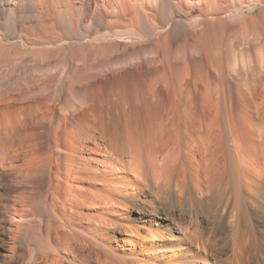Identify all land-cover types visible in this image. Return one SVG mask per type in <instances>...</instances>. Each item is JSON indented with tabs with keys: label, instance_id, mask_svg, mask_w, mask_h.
<instances>
[{
	"label": "bare ground",
	"instance_id": "6f19581e",
	"mask_svg": "<svg viewBox=\"0 0 264 264\" xmlns=\"http://www.w3.org/2000/svg\"><path fill=\"white\" fill-rule=\"evenodd\" d=\"M19 27L124 55L0 96V264H264V0H0Z\"/></svg>",
	"mask_w": 264,
	"mask_h": 264
},
{
	"label": "rangeland",
	"instance_id": "374dc122",
	"mask_svg": "<svg viewBox=\"0 0 264 264\" xmlns=\"http://www.w3.org/2000/svg\"><path fill=\"white\" fill-rule=\"evenodd\" d=\"M254 9H256V8H254ZM22 31H23V29L20 28V27L17 28V30H16L17 37L18 36H19L18 38L23 37V40H22L23 43H22V41H19V44H20L19 47H18L19 51L15 50V49H13L11 47H9L8 49L0 50V65H1L0 66V92H1L0 96L1 95L2 96L8 95L7 93L10 94V92L13 93V94H15V93L17 94V92L19 94H34V93L36 94L37 92H39L38 94H40V93L44 94V93H48V91L55 92L56 90H57V92L59 94H63L62 91H65L64 87H66V86H70L71 85V87H73V84H74L75 88L78 87L77 85L81 86V83L79 81H75L74 80V81H71V82L67 83V85H66V82H65L68 79V77H69V74L71 72L70 67L73 66L74 61H76L77 63L79 62L80 63L79 66L80 67H84L82 69L83 70L85 69V71L87 73L95 74V73L101 72L105 68V64H107V62L114 61L118 57L124 55L121 49H119L117 51L116 50H113V51L107 50L108 51L107 52V51H103V50L101 51L97 47H95V52H92V53L89 54L87 51H85V50L83 51L84 48H82V47H84L83 46L84 43H88L89 45H91L92 41H91V39H85L84 41L83 40H79L81 43L79 41H77V40H76V42L75 41H71L72 44H74L76 46V48L78 47L79 49L82 50V51L81 50L79 51V49L77 48L79 53L76 52V54L74 55V58H75L74 59V58H72V56L70 54V52L72 51V48H71L70 44L64 43L61 46L53 44V43H57L55 41L56 39H61V38H59L58 34L56 35L57 37L55 38V35L53 33L50 34L51 33L50 31H47L46 33H43V34H39V33L34 32L32 30H29V31L28 30L27 31L24 30L23 32ZM0 35L2 37V38L0 37V43L7 44L8 46H10L11 44H13L14 41H16V40H11L10 38L7 39L8 37H6L5 35L2 36L3 34H2L1 31H0ZM94 35H95V33H91L89 37L92 38ZM25 38H28V39H25ZM46 38L51 39V41L49 39H46ZM42 42H45V43L48 42L50 44H48L49 46L48 45H42V44L40 46H38V45L33 46L32 45V44L42 43ZM116 42L118 44L119 43L122 44L123 41L119 42V40H116ZM26 43H30L31 45L28 44V46L24 47V45H27ZM149 43L150 42L147 41V42H145L143 44V46H145L147 48L151 47V46H149V45H151V43L150 44ZM93 44L95 45L97 43L93 42ZM173 44L175 46V43H173ZM7 45H5V46H7ZM79 46H81V47H79ZM95 46H97V45H95ZM23 48H26V50L23 49ZM58 48H60L61 50L58 49ZM137 48H135V49H137ZM69 49H70V51H69ZM241 49H243V48L242 47L241 48L238 47V48L235 49V52H237V53L239 51L241 52ZM99 50H100V52H99ZM242 51L245 53L246 49H243ZM150 53L147 54V55L151 56L152 54H150ZM157 55L161 56V49L158 50ZM101 61H103V62H101ZM56 63H58V64H56ZM82 63H84V64H82ZM55 64H56L57 68L60 67L59 69L61 71V74H63V75L59 79L58 78L57 79L51 78V80H48L47 77H48V75L50 73H47V72H51L52 71V68H49V67H52ZM101 66H103V67L101 68ZM5 67H6V69H5ZM48 68H49V70H48ZM63 68H64L65 71L61 70ZM45 70H46V72H45ZM67 70H68V72H67ZM41 74H42V76H41ZM65 76H66V78H65ZM109 77L110 76H108L107 78L109 79ZM52 80H54V81H52ZM39 81H40V83H38ZM119 81H117V82H119ZM57 82H59V83H57ZM99 82H101V80L96 78V80H92L91 79V80H88L86 83L88 84V86H90L91 84H92V86H94L95 83L97 84ZM41 83H43V84H41ZM52 84L54 86H52ZM54 88L56 90H53ZM49 89H51V90H49ZM2 92H3V94H2Z\"/></svg>",
	"mask_w": 264,
	"mask_h": 264
}]
</instances>
